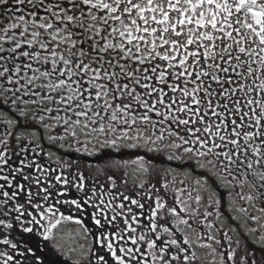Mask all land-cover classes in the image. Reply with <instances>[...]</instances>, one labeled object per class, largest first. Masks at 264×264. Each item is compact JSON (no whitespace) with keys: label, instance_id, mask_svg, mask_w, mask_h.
<instances>
[{"label":"snow or ice","instance_id":"snow-or-ice-1","mask_svg":"<svg viewBox=\"0 0 264 264\" xmlns=\"http://www.w3.org/2000/svg\"><path fill=\"white\" fill-rule=\"evenodd\" d=\"M0 264H264V0H0Z\"/></svg>","mask_w":264,"mask_h":264},{"label":"flooded vegetation","instance_id":"flooded-vegetation-1","mask_svg":"<svg viewBox=\"0 0 264 264\" xmlns=\"http://www.w3.org/2000/svg\"><path fill=\"white\" fill-rule=\"evenodd\" d=\"M67 227H68V228H71V227H72V225H68Z\"/></svg>","mask_w":264,"mask_h":264}]
</instances>
